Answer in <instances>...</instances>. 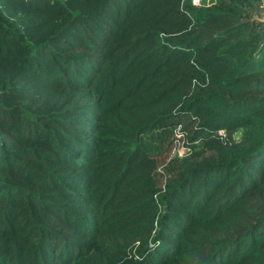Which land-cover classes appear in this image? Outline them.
<instances>
[{
  "label": "trees",
  "instance_id": "16d2710c",
  "mask_svg": "<svg viewBox=\"0 0 264 264\" xmlns=\"http://www.w3.org/2000/svg\"><path fill=\"white\" fill-rule=\"evenodd\" d=\"M263 16L0 0V264H264Z\"/></svg>",
  "mask_w": 264,
  "mask_h": 264
},
{
  "label": "rangeland",
  "instance_id": "374dc122",
  "mask_svg": "<svg viewBox=\"0 0 264 264\" xmlns=\"http://www.w3.org/2000/svg\"><path fill=\"white\" fill-rule=\"evenodd\" d=\"M201 2H202V0H201ZM263 18H264V16H263ZM179 134L181 135V138H180V140H177L176 141V147H175V150L178 152L179 150L182 152V154L185 152V150H187V149H183V147H186V148H188L189 149V147L187 146V137H186V135H183L182 133H180L179 132ZM188 151V150H187ZM185 154V153H184ZM183 154V155H184Z\"/></svg>",
  "mask_w": 264,
  "mask_h": 264
},
{
  "label": "built area",
  "instance_id": "2783aa9c",
  "mask_svg": "<svg viewBox=\"0 0 264 264\" xmlns=\"http://www.w3.org/2000/svg\"><path fill=\"white\" fill-rule=\"evenodd\" d=\"M192 2L194 3V4H200L201 3V0H192ZM183 149H187L188 150V148H186V147H183ZM187 150H185V152L184 153H186L187 152ZM178 153H179V155H183L182 154V152L179 150L178 151Z\"/></svg>",
  "mask_w": 264,
  "mask_h": 264
}]
</instances>
